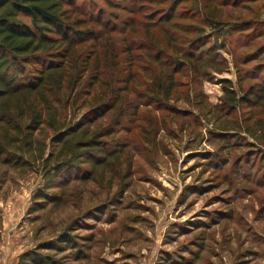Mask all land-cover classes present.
I'll return each instance as SVG.
<instances>
[{
	"label": "rangeland",
	"instance_id": "374dc122",
	"mask_svg": "<svg viewBox=\"0 0 264 264\" xmlns=\"http://www.w3.org/2000/svg\"><path fill=\"white\" fill-rule=\"evenodd\" d=\"M65 1L66 19L79 21L82 36L48 53L63 54V74L47 85V104L32 97L43 108L32 153L0 124V144L12 138L0 153V264H34L29 252L60 264H264V0H201L229 30L216 47L193 0ZM197 37L216 49L224 71L196 74L176 63L171 98H151L155 77L169 70L166 58L194 50ZM222 78L238 94L239 85L244 94L262 87L260 102L220 107ZM52 116L88 124L116 148L113 156L53 179L61 131ZM230 121L255 139L219 135ZM6 152L27 163L5 160ZM63 234L71 241H58Z\"/></svg>",
	"mask_w": 264,
	"mask_h": 264
},
{
	"label": "trees",
	"instance_id": "16d2710c",
	"mask_svg": "<svg viewBox=\"0 0 264 264\" xmlns=\"http://www.w3.org/2000/svg\"><path fill=\"white\" fill-rule=\"evenodd\" d=\"M178 1L183 2L184 0ZM193 2H195L193 9L202 12L203 19L212 32L207 41L213 42L214 47H216L217 41L224 39L229 34V30L222 29L223 23L216 20V14L212 13L208 5H202L201 0H193ZM65 4V0H0V124L13 130V139L26 144L25 150L29 154L32 153L31 133L40 124L43 113V108H37L32 102V97H37L39 101L44 100L47 104V85L54 86L57 84L62 79L63 74V54L49 55L48 53L52 52L56 45L69 46L82 36L73 26L79 21L69 25L64 9ZM170 16L159 15V20L165 19L164 22L167 25L178 29L177 24H171ZM21 17L26 18L28 23H25ZM195 28H197V35L202 34L205 30L203 26H196ZM197 38L191 45V48L195 47L194 50L178 54L179 57L178 55H171V57L166 58L169 64L165 65L166 67L169 66L170 71L164 69L162 74L155 77L149 93L151 98L163 102L171 98V92L175 88L171 69L176 66V63L179 66L187 64L196 74L206 68H210L219 74L224 71V65L216 59V49L209 48V50L208 47L206 48L207 45L201 43L203 37ZM165 41L166 43L170 42V47L173 49L171 37L166 36ZM156 46L158 47V45ZM205 50L209 51L205 53ZM204 72L208 74V71ZM218 83L223 91L220 107L228 110H235L245 100L260 102L263 96L262 87L251 89L244 94L239 85L238 89L241 94H238L231 80L222 78ZM53 116L51 119L52 126L56 131H61L57 143L58 156L61 159L52 168L54 170L51 176L53 179L59 175L57 173L60 169L66 173L75 169L80 170L78 163L82 161L86 162L90 169H95L105 164L113 156L116 148H106L104 141L99 139L97 132L88 131V124L83 125L82 122H77L73 125H67L57 121ZM25 120L27 121L25 122ZM262 120L259 119L261 129L264 128V121ZM233 131L245 133L255 139L253 131L243 127L238 122L233 123V121L220 128L218 134L227 136ZM238 136L236 135L230 140L234 141ZM257 136L259 135H256V138ZM11 140V137H8L6 141L3 140L0 144V153L5 154L4 149L10 146ZM18 148L20 149L22 146ZM6 154L5 160L13 158L15 165L22 166L27 163L21 155L14 156L8 152ZM89 174H91L89 171H85L83 175L88 177ZM40 194L38 198L45 197L43 192ZM58 241L68 243L71 238L63 234ZM51 245L59 247L61 244ZM26 257L34 264H60L59 261L41 252H29Z\"/></svg>",
	"mask_w": 264,
	"mask_h": 264
}]
</instances>
